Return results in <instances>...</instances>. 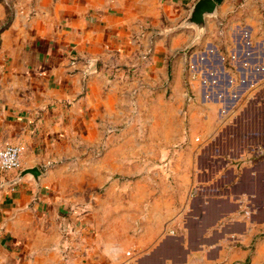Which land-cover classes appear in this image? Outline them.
Segmentation results:
<instances>
[{
    "label": "crops",
    "instance_id": "obj_1",
    "mask_svg": "<svg viewBox=\"0 0 264 264\" xmlns=\"http://www.w3.org/2000/svg\"><path fill=\"white\" fill-rule=\"evenodd\" d=\"M215 1L205 21L246 32L235 67L209 34L177 51L197 0H0V147L25 146L0 170V264H264V119L225 148L192 116L244 91L264 114V0Z\"/></svg>",
    "mask_w": 264,
    "mask_h": 264
},
{
    "label": "rangeland",
    "instance_id": "obj_2",
    "mask_svg": "<svg viewBox=\"0 0 264 264\" xmlns=\"http://www.w3.org/2000/svg\"><path fill=\"white\" fill-rule=\"evenodd\" d=\"M214 21L215 20L210 21L209 24L205 21L203 23L204 25L198 24L196 22H190V24H193L195 26V37L199 41H197V43L187 44L182 48H178L177 51L178 52L186 51L188 52V54L194 53L195 51L201 53L203 50L208 49L207 47L205 48L207 44H203L202 39L204 35L209 34L215 40V44L213 43L215 46L212 48V50L219 51L222 55L226 56V58L224 59V63L227 68L231 66L235 67L233 66L234 58L231 59L230 57H228V55L231 56L232 50L235 47V45L232 46V44L230 43V38H231L230 35L232 34V32H236V31L238 32L239 30H241L243 34H246V32L242 28L241 29L234 28L231 25L230 20H224L222 23L219 24L216 23V25ZM212 24L214 25V27H212ZM246 31H248L247 28ZM243 49L245 50L246 47L244 46ZM189 64L192 67H197V65L199 66L201 62L200 60H198L197 63L194 64L192 63V61H189ZM260 92H264L263 89L256 91L257 94H260ZM243 94L244 96L239 99V102L240 101L241 102L231 106V108L225 110L224 113L222 112V110L225 109V106H221L222 105L221 102L219 105H217L216 101L210 100L208 101L209 102L208 105L201 106L200 101H197V103H195V106L193 108L194 110L192 112V116L193 114L195 116L194 127H193V131L195 132V134H199L200 131L202 130V127L204 126L205 128L206 126L205 130L208 131L209 134H211L210 136L212 140L213 138L212 135H215L218 129H221V124L225 123L226 142L222 143V139H223L222 138L223 134H222V136L220 135V138L215 141H211L209 139V143L213 142L214 145L221 143V145L224 146L225 148H230L234 144L240 143L237 138L233 139V136H230L229 134H233L235 130L248 131L249 129H251L252 125L255 126L254 124L255 120L259 122L264 119V114H261L260 112L258 113V109L257 108L255 109L256 106L253 100L248 101L249 94L245 91L243 92ZM193 97L196 99V93H194ZM167 110L168 108L165 107L162 108L161 114L166 113ZM184 110H186V106L184 107ZM155 114H157V112ZM184 114H186V112H183L182 117L179 118V125L181 126L183 131L190 130L189 120L191 119V117L190 115H188L184 118ZM139 116L144 118L145 114L140 112ZM202 118H204V120ZM205 120H207V122H205ZM202 123L204 124L203 126L201 125ZM139 126L140 129H143L144 127V130L146 131H148L149 129H150L149 131L152 130L151 128H149V123L147 122H145L144 124L140 123ZM166 132H169V130H166ZM214 137L217 138L218 135L216 134Z\"/></svg>",
    "mask_w": 264,
    "mask_h": 264
},
{
    "label": "built area",
    "instance_id": "obj_3",
    "mask_svg": "<svg viewBox=\"0 0 264 264\" xmlns=\"http://www.w3.org/2000/svg\"><path fill=\"white\" fill-rule=\"evenodd\" d=\"M89 67L86 70V72L91 71V69H96L95 63L90 61L88 63ZM120 68L128 69L129 72H136L137 66L131 65L129 67H120V66H114L112 68L113 71H116ZM25 146L22 143H7L0 147V170L3 172H11L14 170H17L19 174V170L22 167V160L21 156L24 152ZM15 175V174H14ZM18 179V177H17ZM15 182L14 176H10L6 179V183L10 187V189H15ZM62 230L64 233V236L67 240H69L70 235H72L75 232V228L71 225V221L63 222Z\"/></svg>",
    "mask_w": 264,
    "mask_h": 264
},
{
    "label": "water",
    "instance_id": "obj_4",
    "mask_svg": "<svg viewBox=\"0 0 264 264\" xmlns=\"http://www.w3.org/2000/svg\"><path fill=\"white\" fill-rule=\"evenodd\" d=\"M217 2L215 0H197L194 4L190 16L187 22H196L202 24L205 22V17L208 13H212L216 10ZM35 168H30L29 171H34ZM23 172L20 174L22 175ZM20 176V175H19Z\"/></svg>",
    "mask_w": 264,
    "mask_h": 264
}]
</instances>
